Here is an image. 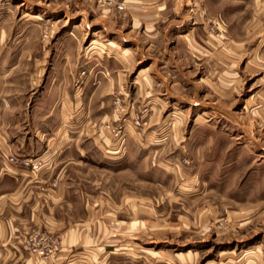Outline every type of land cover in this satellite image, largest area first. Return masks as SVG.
Listing matches in <instances>:
<instances>
[{
  "label": "rangeland",
  "instance_id": "1",
  "mask_svg": "<svg viewBox=\"0 0 264 264\" xmlns=\"http://www.w3.org/2000/svg\"><path fill=\"white\" fill-rule=\"evenodd\" d=\"M121 1L0 0L11 251L264 264V0Z\"/></svg>",
  "mask_w": 264,
  "mask_h": 264
},
{
  "label": "crops",
  "instance_id": "2",
  "mask_svg": "<svg viewBox=\"0 0 264 264\" xmlns=\"http://www.w3.org/2000/svg\"><path fill=\"white\" fill-rule=\"evenodd\" d=\"M51 114H45V118H49ZM23 187L19 188L16 191L11 193L0 192V204L2 201H5V205H7L6 201L15 200L16 204H21V201L24 199ZM21 224H4L0 223V264H39L40 259L38 257L28 258L26 255L17 254L15 251H11L12 244L14 243V238L12 233L14 230L20 231ZM10 231V233H9ZM251 252V250H247L246 252ZM222 252V253H221ZM223 254L224 252L221 251Z\"/></svg>",
  "mask_w": 264,
  "mask_h": 264
},
{
  "label": "built area",
  "instance_id": "3",
  "mask_svg": "<svg viewBox=\"0 0 264 264\" xmlns=\"http://www.w3.org/2000/svg\"><path fill=\"white\" fill-rule=\"evenodd\" d=\"M110 1H112V0H110ZM113 1L117 4L119 9L122 8L124 1H121V0H113Z\"/></svg>",
  "mask_w": 264,
  "mask_h": 264
},
{
  "label": "bare ground",
  "instance_id": "4",
  "mask_svg": "<svg viewBox=\"0 0 264 264\" xmlns=\"http://www.w3.org/2000/svg\"><path fill=\"white\" fill-rule=\"evenodd\" d=\"M246 253H250V252L248 251V252H246Z\"/></svg>",
  "mask_w": 264,
  "mask_h": 264
}]
</instances>
